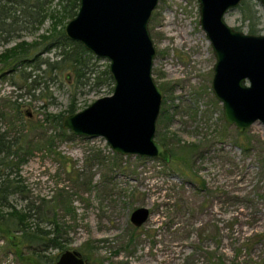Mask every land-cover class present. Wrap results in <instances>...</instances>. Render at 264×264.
Returning <instances> with one entry per match:
<instances>
[{
	"label": "rangeland",
	"instance_id": "374dc122",
	"mask_svg": "<svg viewBox=\"0 0 264 264\" xmlns=\"http://www.w3.org/2000/svg\"><path fill=\"white\" fill-rule=\"evenodd\" d=\"M242 1L226 23L263 34L264 7ZM243 8L256 11L251 21L243 19ZM52 27L47 20L15 42L39 41ZM149 32L156 49L152 77L162 91L155 140L169 151L168 163L115 154L102 137L62 128L58 115L112 94L108 82L89 80L91 71L108 67L106 60L90 53L82 79L33 68H25L23 78L0 75V132L26 143L11 160L19 165L9 176L22 192L1 211L27 212L28 224L43 221L42 231L56 222L61 247L46 248L0 227V264H54L66 250L80 252L88 264H264V125L256 122L239 134L225 123L211 90L215 57L196 0H160ZM37 54L56 61L59 50ZM29 72L40 75L37 90L28 87ZM141 207L150 217L135 228L130 215Z\"/></svg>",
	"mask_w": 264,
	"mask_h": 264
},
{
	"label": "water",
	"instance_id": "95a60500",
	"mask_svg": "<svg viewBox=\"0 0 264 264\" xmlns=\"http://www.w3.org/2000/svg\"><path fill=\"white\" fill-rule=\"evenodd\" d=\"M160 0H79L65 37L108 62L112 94L62 118V128L80 137H102L110 150L168 163L170 153L155 140L162 91L152 77L156 49L150 18ZM199 24L215 57L211 90L222 105L226 124L239 134L264 125V33L251 35L230 27L225 16L242 0H196ZM264 7V0H258ZM148 209H135L130 223L143 226ZM54 264H88L80 252L66 250Z\"/></svg>",
	"mask_w": 264,
	"mask_h": 264
},
{
	"label": "trees",
	"instance_id": "16d2710c",
	"mask_svg": "<svg viewBox=\"0 0 264 264\" xmlns=\"http://www.w3.org/2000/svg\"><path fill=\"white\" fill-rule=\"evenodd\" d=\"M78 2L79 0H0V48L5 47L0 54V75H4L6 72L11 74L20 73L21 78H23L26 73L25 68H33V71H42L41 73L45 76H50L54 72L69 71L77 79L84 78L85 71L90 70L87 65L88 57L92 55L82 45L71 42L65 37V24H63L65 20H70L76 15ZM53 3L56 9L52 8ZM244 3L241 2L243 5ZM244 8L242 9L243 19L251 21L252 15L255 17L256 11L252 12ZM47 20L53 23L50 34L40 35L39 41L32 43L26 41L15 42V40L21 38L23 33H34L40 30ZM58 24L61 27L56 29ZM248 31L251 35H257L252 26ZM12 43H14L13 46L6 47ZM39 49L44 54L53 49H58V60H41L37 54ZM43 66L44 68L41 69ZM27 75L29 77L25 76V80L29 79V89L37 90L39 88L37 79L40 75L35 73L33 76L32 72ZM89 80L97 84L108 82L110 86H113L107 68L101 72L91 71ZM66 113L73 114L74 111L69 109ZM62 117V114L57 116L59 120ZM25 144L23 143V137L11 139L0 132V227L5 234L15 229L21 233L23 239L31 243L43 241L46 248H58L60 247L57 242L60 239V230L56 222H49V230L42 231L40 224L43 221L36 219L33 226L28 224L27 222L32 215L27 212H21L12 207H10V213L3 214L1 211L8 207V200L11 195L22 192V188L17 185L20 181L16 178L11 179L9 176L12 175V168L16 169L19 165L18 161L16 164H11V160L14 161L20 158V153L24 152L22 149L24 150ZM3 219H5V222L2 221ZM53 260L55 261L56 257H53ZM219 264L222 263L219 262Z\"/></svg>",
	"mask_w": 264,
	"mask_h": 264
},
{
	"label": "bare ground",
	"instance_id": "6f19581e",
	"mask_svg": "<svg viewBox=\"0 0 264 264\" xmlns=\"http://www.w3.org/2000/svg\"><path fill=\"white\" fill-rule=\"evenodd\" d=\"M187 41H190V40H187Z\"/></svg>",
	"mask_w": 264,
	"mask_h": 264
},
{
	"label": "flooded vegetation",
	"instance_id": "af4514ba",
	"mask_svg": "<svg viewBox=\"0 0 264 264\" xmlns=\"http://www.w3.org/2000/svg\"><path fill=\"white\" fill-rule=\"evenodd\" d=\"M85 259V258H84ZM86 260V259H85Z\"/></svg>",
	"mask_w": 264,
	"mask_h": 264
}]
</instances>
